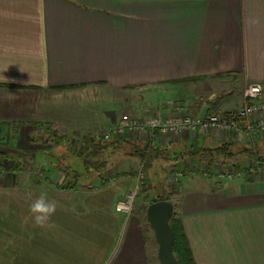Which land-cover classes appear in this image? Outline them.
Instances as JSON below:
<instances>
[{
  "label": "crops",
  "instance_id": "obj_1",
  "mask_svg": "<svg viewBox=\"0 0 264 264\" xmlns=\"http://www.w3.org/2000/svg\"><path fill=\"white\" fill-rule=\"evenodd\" d=\"M251 83L264 86V0H0V147L11 149L0 150V264H160L142 219L149 197L135 212L116 209L139 173L112 174V164L105 185L68 188L66 149L50 136L32 159L38 169L23 162L19 146L61 127L57 98L131 89L160 95L163 116L204 117L244 106ZM105 118L103 132L119 122ZM125 139L149 145L144 162L127 159L146 163L154 149L161 176L181 172L169 201L196 264H264V184L204 175L213 159H230L219 149L233 141L215 132ZM249 149L235 166L264 156V142Z\"/></svg>",
  "mask_w": 264,
  "mask_h": 264
},
{
  "label": "rangeland",
  "instance_id": "obj_2",
  "mask_svg": "<svg viewBox=\"0 0 264 264\" xmlns=\"http://www.w3.org/2000/svg\"><path fill=\"white\" fill-rule=\"evenodd\" d=\"M161 95L162 97L164 96L163 94ZM155 97L160 98L161 96H157L155 94L152 96H145L138 90H115L108 87H92L91 89L81 91L80 93L73 96H71V94H67L63 97H59V99L57 98L55 105L57 106L58 113H60L59 115L61 116L60 117L58 115L57 117L58 121L61 122V127H59L60 130L58 128L55 132L52 129V126L48 125L42 127V129H40L36 134L35 138L37 139L33 141L36 144L38 143V145H35L34 147L22 145L21 147L19 146L17 152L22 154L23 162L28 163L31 167L34 166L35 169H38V165H34L32 159L34 158L35 153L42 151V144L47 143L44 142L43 139L40 140V138H42V136L49 135L50 138L60 140L61 144L59 146H63L62 151L66 149L73 155H78L79 153H83L85 150V142L87 140L92 139V137L95 136L97 132H103L112 127L111 123H105L106 112L112 113L114 117H118L119 119L126 114L138 116L140 118H144L142 117L143 115H146V117L156 115L158 114V112H156V107L161 106L163 103L162 101L158 102V100H155ZM57 126H59V124ZM45 131H47L46 134ZM61 137H64V140H61ZM59 146L57 145V147ZM0 150L8 153V151L11 149H8L7 146H4L3 148L0 147ZM113 164H115V169L113 170L112 174H117V172L140 173L142 167L143 171L147 173V178L143 180L144 182L142 186V181L138 182L137 180L139 192L136 195L133 204V211L135 212L140 202L145 199L144 195L149 197L150 202L146 201V204L142 203V219L146 228L149 230L151 236L150 239L153 241L155 253H157L158 244L155 241L154 232L147 221V206L157 195L171 196L170 193L175 187L174 185L178 183L179 179L174 180L176 179V176L174 179L170 177V181L169 177L166 179L165 177L161 176V174L158 172V169H153L152 173L149 175L144 168L145 163L142 164L136 160H130L122 156H120L118 159H114ZM12 166L16 168L15 163H13ZM145 187L148 189L142 191L143 188L146 189Z\"/></svg>",
  "mask_w": 264,
  "mask_h": 264
},
{
  "label": "built area",
  "instance_id": "obj_3",
  "mask_svg": "<svg viewBox=\"0 0 264 264\" xmlns=\"http://www.w3.org/2000/svg\"><path fill=\"white\" fill-rule=\"evenodd\" d=\"M247 103L241 108L230 112H210L204 117L193 116L185 113L171 114L163 116L156 115L140 118L126 114L119 119L118 124L110 131L98 132L95 137L103 144L114 140H121L126 136H145L155 143L158 139L165 141L168 137L183 133L194 135L206 132L223 134L229 140L253 147L264 142V86L260 83H251L245 91ZM213 172L220 180H235L244 177L246 174L264 184V156H257L256 159L248 161L245 166H235L234 164H216L210 171L208 167L204 169V175L208 176ZM147 173L143 167L137 177L138 182L145 180ZM181 176L177 172L176 179ZM139 192L137 185L135 191L117 204V211L129 214L133 209L136 195Z\"/></svg>",
  "mask_w": 264,
  "mask_h": 264
},
{
  "label": "trees",
  "instance_id": "obj_4",
  "mask_svg": "<svg viewBox=\"0 0 264 264\" xmlns=\"http://www.w3.org/2000/svg\"><path fill=\"white\" fill-rule=\"evenodd\" d=\"M60 139L64 140V137H61ZM56 141L57 142L55 144L59 146L61 144L60 140L58 139ZM234 143L235 142H227L219 149L220 153H223L227 158L230 159L217 158L216 160L213 159V161L211 162H213V164L215 165L234 164V161L231 158H236L241 154L247 155L249 157L254 155L252 150L249 149L250 147L245 145L244 147L239 146L236 151H232V148L235 146ZM148 148L149 145L145 146L144 148L142 147V145H140V143L124 138L121 140L112 141L105 145L89 139L85 142V150L83 151V153H79L78 155H73L71 152L66 150V155L64 156L65 160L62 168L64 169L63 172L66 174V179L69 181L68 188H76L78 185H80L83 179H100L102 185H105L107 181L104 180L103 175L113 164L114 159H118L120 156H122L135 158L140 162H144ZM152 150L149 152L148 159L144 166L149 175L155 168V162H157V155H155V153H152ZM237 160L238 159L236 158V161ZM1 167L2 166L0 163V172ZM159 200L169 201L170 196L157 195L152 200V202ZM170 224L175 238L174 254L177 260L180 264H196L181 221L175 215H173Z\"/></svg>",
  "mask_w": 264,
  "mask_h": 264
},
{
  "label": "water",
  "instance_id": "obj_5",
  "mask_svg": "<svg viewBox=\"0 0 264 264\" xmlns=\"http://www.w3.org/2000/svg\"><path fill=\"white\" fill-rule=\"evenodd\" d=\"M174 212V204L168 200L152 202L147 208V221L158 244L160 264H180L174 254L175 238L170 224Z\"/></svg>",
  "mask_w": 264,
  "mask_h": 264
}]
</instances>
